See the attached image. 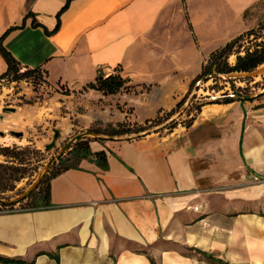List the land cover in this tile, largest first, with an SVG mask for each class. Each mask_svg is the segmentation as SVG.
Returning a JSON list of instances; mask_svg holds the SVG:
<instances>
[{
  "label": "crops",
  "instance_id": "obj_1",
  "mask_svg": "<svg viewBox=\"0 0 264 264\" xmlns=\"http://www.w3.org/2000/svg\"><path fill=\"white\" fill-rule=\"evenodd\" d=\"M261 1L72 0L57 19L66 0H0V36L17 27L3 46L23 70L39 67L53 84L79 88L98 73L128 80L115 95L84 93L85 111L70 128L86 134L95 123L141 125L171 111L208 55L249 29L245 15ZM257 126H264V96L205 105L188 129L83 138L90 152L50 180L46 206L0 211V257L264 264V210L257 208L264 184L244 186L264 177ZM248 128L256 133L245 135Z\"/></svg>",
  "mask_w": 264,
  "mask_h": 264
},
{
  "label": "rangeland",
  "instance_id": "obj_2",
  "mask_svg": "<svg viewBox=\"0 0 264 264\" xmlns=\"http://www.w3.org/2000/svg\"><path fill=\"white\" fill-rule=\"evenodd\" d=\"M245 17L251 22L248 30H257L264 22V0L257 4L252 12H247ZM261 37H264V32L261 33ZM247 45L246 43L245 46ZM229 62H234V56ZM263 77L264 65L251 73H234L219 77L216 82L209 80L205 84L200 83L197 85L198 91L192 92L183 106L173 115L168 116V112H163L161 122L149 126L143 133L128 136L143 137L153 133L173 132L175 128L179 130L180 127L186 129L190 118L194 117L195 122L199 114L197 112L199 105L223 104L228 99L236 100L237 96L246 95L250 98L248 101H260L264 96ZM87 90L85 86L72 88L60 83L53 84L48 81L47 75H42V79L38 82L10 79L0 81V138L9 137L16 141L6 143L0 140V147H8L10 150L9 155H0V165L20 167V171L16 174L0 169V175H5L4 178L9 179V185L12 186L10 191H0V201L15 203L14 206L0 205L1 212L25 211L41 207V200L35 203L31 197L27 200L29 193L36 194L39 189H43L49 174L75 165L78 157L72 150L76 143L73 139L85 134V131L71 129L70 125L77 126L76 116L85 111L83 95ZM193 95L195 99H192ZM166 117L167 119L163 120ZM173 123L175 128L170 129ZM254 129L264 135V126H257ZM254 129L248 128L245 135L256 133ZM56 131L59 137L54 140ZM16 134L20 136L17 137ZM84 138L93 139L91 136ZM52 143L54 146L46 150L45 147ZM69 143L71 144L67 148ZM21 174L22 178L13 182L14 177H20ZM250 178L244 186L264 184V177ZM263 203V199L257 202L258 211L264 210Z\"/></svg>",
  "mask_w": 264,
  "mask_h": 264
},
{
  "label": "trees",
  "instance_id": "obj_3",
  "mask_svg": "<svg viewBox=\"0 0 264 264\" xmlns=\"http://www.w3.org/2000/svg\"><path fill=\"white\" fill-rule=\"evenodd\" d=\"M72 0H66V3L62 10L59 12L57 19H59V15L63 12ZM59 27V21L54 31H56ZM17 27H11L7 29L1 36H0V56L6 64V70L2 74H0V81L4 79H10L12 81H21V80H33L38 82L42 79V75H47L46 71L41 68L35 69H22L20 64L13 58V56L6 50L3 46L4 38ZM264 32V22L261 23L257 30H248L237 37L233 38L229 42H227L222 47L214 50L211 52L206 60L202 63L199 73L189 82L188 90L186 95L179 100L175 107L169 111L167 114L168 116L173 115L176 110L181 108L185 103L187 97L195 91H198V84L200 83H207L209 80H213L216 82L219 77L227 76L234 73H251L255 71L258 67L264 65V37H261V33ZM49 34V33H47ZM259 39H261L259 41ZM248 44L245 46V44ZM234 56V62L230 63L229 59ZM264 80V77H263ZM128 80L123 78L118 72L115 74H110L105 76L102 73H98L95 77L93 82H90L85 85L86 89L94 90L101 93L103 96H110L115 95L122 90H127L129 87H126ZM235 95V92H234ZM238 95V94H237ZM236 100L228 99L223 102V104H229L235 101H245L248 100V95L244 97L237 96ZM195 95L192 96V99H195ZM218 104V103H217ZM203 105H199L197 107V112H200V109ZM163 112L159 111L158 115L152 119L147 120L144 124L139 125L136 123H131L129 121H125L123 123H119L117 125H100L98 123L93 124L90 128L86 130V134H90L93 136H101L106 138L112 137H121L125 135H133V134H140L146 131L149 126H153L161 122V114ZM167 117L163 120H166ZM194 117L189 119V123L187 124V128L191 127L194 122ZM175 128V125L170 127V129ZM94 140H104V139H97ZM77 155L80 156H87L90 152L89 149V140L79 139L73 146V149ZM10 150L8 147H0V155L7 156L9 155ZM95 156L103 160V154L97 153ZM9 170L14 174L20 171V167H13L0 165V169ZM69 167H65L63 170L55 171L49 174V178L46 181L45 187L43 189H39L36 194L30 192L29 197L27 200L30 199L35 203L39 200L42 201V206L44 207L48 204L49 200V184L50 180L57 176L60 172L67 170ZM5 175H0V191H10L12 190V186L9 185V179L4 178ZM11 176L9 175V178ZM22 178V174L20 177H14L13 182L18 181ZM2 202V201H1ZM2 207L6 206H14L15 203H4L0 204ZM35 207L33 209L41 208ZM0 262L2 263H19V264H26L24 261L21 260H12L4 257H0ZM150 264H156L152 259H150Z\"/></svg>",
  "mask_w": 264,
  "mask_h": 264
},
{
  "label": "water",
  "instance_id": "obj_4",
  "mask_svg": "<svg viewBox=\"0 0 264 264\" xmlns=\"http://www.w3.org/2000/svg\"><path fill=\"white\" fill-rule=\"evenodd\" d=\"M250 98H248V100H249ZM11 111H13V110H11ZM1 135H3V133H1ZM16 136L17 137H19L20 135H18V134H16ZM84 136H91V137H94V138H96V136H92V135H89V134H82V135H78V136H76L74 139H73V141H77V140H79V139H82V138H84ZM59 137V133L56 131L55 133H54V140H56L57 138ZM134 137H138V136H134ZM72 141V142H73ZM70 144L71 143H69L68 145H67V148H69V146H70ZM54 146V143H52V144H50V145H47L46 147H45V149L46 150H49V149H51L52 147ZM0 203H2L1 201H0Z\"/></svg>",
  "mask_w": 264,
  "mask_h": 264
},
{
  "label": "bare ground",
  "instance_id": "obj_5",
  "mask_svg": "<svg viewBox=\"0 0 264 264\" xmlns=\"http://www.w3.org/2000/svg\"><path fill=\"white\" fill-rule=\"evenodd\" d=\"M0 140L6 143L16 142L13 138L9 137L0 138Z\"/></svg>",
  "mask_w": 264,
  "mask_h": 264
},
{
  "label": "built area",
  "instance_id": "obj_6",
  "mask_svg": "<svg viewBox=\"0 0 264 264\" xmlns=\"http://www.w3.org/2000/svg\"><path fill=\"white\" fill-rule=\"evenodd\" d=\"M194 211H197L198 210V207H194V209H193Z\"/></svg>",
  "mask_w": 264,
  "mask_h": 264
}]
</instances>
